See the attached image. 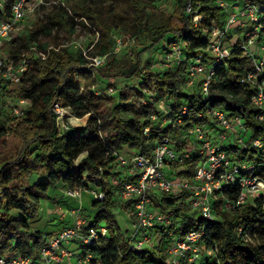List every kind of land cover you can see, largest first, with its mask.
Returning a JSON list of instances; mask_svg holds the SVG:
<instances>
[{"label": "trees", "instance_id": "trees-1", "mask_svg": "<svg viewBox=\"0 0 264 264\" xmlns=\"http://www.w3.org/2000/svg\"><path fill=\"white\" fill-rule=\"evenodd\" d=\"M219 1L176 0L173 13L163 15L158 24L149 28V49L162 54L163 44L173 40L179 43L182 54L189 61L198 56L205 59L209 31L216 26L223 29L229 16ZM224 1L231 5L229 1L232 0ZM129 2L134 11L131 33L136 34L145 29V25L140 23L144 5L139 0ZM255 2L264 5L261 0H243L244 7ZM188 5L190 11L186 12ZM42 12L43 17L32 28L26 29L22 36L6 44L14 64L22 58L24 53L21 51H29L32 46L47 53V56L41 59L29 51L30 55L24 57L27 70L14 95L16 100L28 99L30 105L21 118L3 116L0 119V255L10 253L37 257L39 249L54 233L43 235L38 231L31 232L29 220L37 215L39 203L47 198L48 189L62 184L67 191L95 189L103 194V200L94 199V215L87 222V228L99 227L104 222L108 229V235L100 237L90 247L102 264H172L166 248L171 242L168 234L170 230L180 236L189 231L202 232L199 240L201 251L209 254V249L215 247L209 254L213 261L206 264H264V193L226 211L223 209L225 202H234L239 190H223L212 202V220L204 218L197 209L188 206L183 194H155L152 202L156 209L168 213L170 217L185 215L186 221L179 227H161V242L154 249L136 250L125 242V234L116 224L111 211L115 201H119L118 192L122 183L130 178L128 174L116 170L117 150L122 146H128L135 154L151 155L156 141L168 135L173 147L181 151L189 140L184 137L185 127L190 125L188 122L198 113L214 109H223L230 117H240L249 138L264 140V111L252 104L254 91L239 82L254 67V59L241 48L245 38L239 37L233 45L228 46L230 54L215 67L208 93L204 96L200 92L201 81L195 82L191 87L193 91L187 92L188 72L184 66L166 68L164 71L149 67L145 69L141 55L146 49L138 52L135 60H131L128 54L116 55L111 28L101 22L96 8L72 0L69 7L55 4L43 8ZM173 17L177 20L175 23L171 21ZM80 18L91 20L98 32V39L92 46L94 55H106L103 67L94 69L101 84L98 88L90 74L81 79L87 72V60L82 50H69L65 47L60 52L54 48L49 49V44L41 42V38H50L58 46L59 32L64 30L69 35L74 34V28L79 23L76 19ZM251 25L250 31L256 30L257 33L256 42L261 41L264 45V16ZM228 31L224 42L237 35L231 29ZM20 37L22 48H16L15 44ZM129 78H137V86L127 85L125 81ZM109 79L113 82L109 83ZM121 79L124 82H120ZM103 85L115 88V95L112 96L115 104L111 108L114 112L112 121L107 120L103 111L108 101L102 94L105 93L103 89L107 90ZM128 86L137 102L146 97L145 90H150L157 101L164 100L171 107L173 114L178 113L183 104L187 105L184 125L174 132L168 124L152 122V134L143 136L142 128L149 123L146 119L151 115L152 103L139 109L136 104L137 110L132 102L128 105L126 100L129 96L124 92ZM96 91L99 95L95 94ZM54 103L68 109L76 119L85 121L87 118L85 125L68 126L60 130L52 111ZM129 110L136 114H125ZM260 115L261 119L258 118ZM33 146L39 147L40 151L37 152ZM237 154L242 160L254 161L252 175L264 181V152L249 149ZM199 160L200 156L195 152L184 160L178 158L175 165L184 174L191 176ZM32 175H39L41 179L30 183ZM123 207L127 210L129 204L125 203ZM12 211L21 216L18 214L17 218H11L9 214ZM200 261L199 257L195 264ZM178 264L187 262L181 260Z\"/></svg>", "mask_w": 264, "mask_h": 264}, {"label": "built area", "instance_id": "built-area-1", "mask_svg": "<svg viewBox=\"0 0 264 264\" xmlns=\"http://www.w3.org/2000/svg\"><path fill=\"white\" fill-rule=\"evenodd\" d=\"M264 1V0H261ZM258 2L246 5L242 10L229 14L225 27H213L209 31L207 56H201L189 61L182 54L180 45L176 41L164 43L163 59L158 63L165 68L184 66L188 72L186 87L195 85L196 79L201 77L200 92L207 95L210 82L215 73V67L230 54V49L224 46V37L228 30L236 33L235 26L238 17H249L250 23H257L261 16H264V5ZM48 0H0V100L1 94L6 85H19L27 70L26 54L17 64L7 54L6 44L10 42L20 30L22 22L36 16L40 10L46 8ZM219 5L225 9L231 7L224 0L219 1ZM190 11V5L186 12ZM77 21H84L87 27L92 30L95 38H98L96 28L90 25L86 19L80 18ZM201 20V17L198 21ZM239 20V22H240ZM257 39L256 30L248 32L242 42L243 52L254 59V67L241 77L239 82L248 86L254 91L251 102L254 106L264 111V45H261V55L259 59L250 52ZM97 39H95L96 41ZM257 43V42H256ZM173 48V50H172ZM52 49V47H49ZM167 49V50H166ZM56 50V49H55ZM37 57L45 59L47 53L39 51L36 46L29 50ZM114 53H116L114 51ZM85 56V51H83ZM106 60V55L91 58V67H101ZM205 60V61H204ZM257 61V62H256ZM154 67V66H153ZM124 89H129L124 88ZM115 89L109 86L108 91ZM95 94L99 93L96 91ZM146 97H142L137 104V108L156 105V114H151L148 125L142 128V134L148 137L152 134L153 123L160 122L162 125H170L171 130L177 131L184 125L183 119L187 116V105L183 104L178 113L173 114L172 109L164 100H156L153 92L144 91ZM154 101V102H152ZM30 105L28 99L19 98L14 100L11 106L14 117L21 118L25 115L27 107ZM164 107V108H162ZM152 109V108H151ZM52 111L55 114L56 125L62 130L67 126H61L59 119L68 109L54 103ZM259 119L262 118L260 115ZM186 126V136L189 140L181 151H177L170 141L168 135H163L156 141V146L151 151V155L134 154L129 158L118 156L117 165L124 168L129 179L122 183L118 192V199L121 203L129 204L127 209L128 216L135 218L133 224L134 231L128 236L125 235V242L132 245L136 250L144 249L150 243L151 238L147 236L150 229L162 227L169 229L171 226L168 213L160 212L152 202L155 194L184 195L185 203L193 209H197L201 216L208 220L214 218L212 202L217 194L223 190H239V194L234 202L227 200L223 206L226 211H231L234 206L243 205L248 199L257 194L264 193V181L252 175L255 168L250 161H245L237 157V153L243 150L253 149L256 152H264V140L248 137V131L240 117H230L223 109H214L206 113H198L196 117L188 122ZM228 135L234 136L230 139V146L225 147L224 143ZM197 152L200 156L199 163L193 175L188 176L182 169L176 166L177 159L189 158L192 153ZM81 191H67V195L77 200L78 205L71 208L74 218V225L66 227L47 238L45 244L39 249L35 258L15 256L10 253L0 255V264H102L97 256L91 251L90 247L100 237L108 235L106 226L88 227V216L83 214L82 203L80 200ZM94 198L103 200L101 192H94ZM146 230V232H144ZM171 242L167 246V253L172 264H178L185 258L187 264H195L199 258V240L202 236L200 231H189L185 235H176L172 230L168 231ZM149 235V234H148ZM215 250L209 249L211 254Z\"/></svg>", "mask_w": 264, "mask_h": 264}, {"label": "rangeland", "instance_id": "rangeland-1", "mask_svg": "<svg viewBox=\"0 0 264 264\" xmlns=\"http://www.w3.org/2000/svg\"><path fill=\"white\" fill-rule=\"evenodd\" d=\"M78 2H81L87 6H90L92 8H96L97 12L99 13L101 17V22L105 26H109L111 28V36L114 39V42L116 43L114 46V51L117 53L116 55H124L128 54L129 58L131 60H135L136 54L140 52L141 50L146 51L142 53L141 57L143 58V66L144 68H154L157 71H164L166 68L162 65H159L158 63L163 59L160 55V51L156 52V50L149 49V46L151 45V31L149 28H151L153 25L158 24L162 18L163 15H171L176 7V0H139L143 5L144 9L141 13V20L140 23L145 25V29L143 31L133 34L131 33V26L133 23V9L132 6L129 4V0H77ZM227 1V0H226ZM49 4L46 8H49L55 4H61L64 6H70L72 3V0H48ZM232 2V3H230ZM229 4H231V7L227 8V12L229 14H234L237 10H242L244 8L243 0H232L229 1ZM47 9H45L46 11ZM43 17L42 10L39 11V13L36 16H33L29 19H27L25 22H22L20 26V30L15 36L17 38L18 36H22L26 29L32 28V26L37 22L39 18ZM241 17H238L237 22L235 24L237 28V35H233L229 40L225 41L223 44L225 47L229 45H233L236 42L237 38H245L248 32H251V21L249 17H243V20H240ZM87 20V19H86ZM240 20V22H239ZM173 23H175L177 20L175 17L171 20ZM87 22L92 25L91 20H87ZM93 26V25H92ZM94 27V26H93ZM95 28V27H94ZM59 36V45L57 46L55 43V40L50 38H41V42L49 44L50 47L56 49L57 51L65 50V47L69 50H75L80 49L85 51V59L87 60L86 63V74H83L81 76V79L85 77V75L90 74L91 80L95 82L96 88L100 87L101 84L99 83L97 76L95 74V67H91V58L95 57L97 55H94L92 46L96 43L95 36L93 35L92 31L87 27V25L84 23V21H80L74 28V34L69 35L64 30H61L58 34ZM18 42L15 44L16 48H22V42L21 37L18 38ZM174 42L171 40L170 43ZM177 44H179L177 42ZM165 44H163L164 46ZM261 41L256 43L249 48L250 52L254 53V55L259 57L262 53L261 51ZM14 48V49H16ZM167 50V49H166ZM173 50V48H172ZM155 52V53H154ZM21 53L30 55V52L28 49H24L21 51ZM9 55V52H7ZM117 56V57H118ZM264 56V55H262ZM149 59V63H148ZM154 66V67H153ZM103 67V66H102ZM143 68V69H144ZM143 71V70H142ZM145 71V70H144ZM143 71V72H144ZM148 71V70H146ZM145 71V72H146ZM80 79V81H81ZM201 80V77H198L196 81ZM110 81V82H109ZM109 83H112L113 80L109 79ZM120 82H124V79H121ZM127 85L129 86H137V78H129L127 81H125ZM98 86V87H97ZM105 85H103L104 87ZM107 90L103 89L105 93L103 94V97L107 98V104L104 106L103 111L106 114V118H108V121H112L114 112L111 111V108L115 105L112 96L115 95V91L112 90L111 92L108 91L109 86H105ZM128 88V87H127ZM191 88V87H190ZM19 86L18 85H6L5 90L1 94V100H0V119H2L3 116H8L13 118L14 115L11 110V106L14 105V99H16V96L14 95L16 91H18ZM115 89V88H114ZM125 93L128 94L129 98L126 100V103L129 105L131 102L134 105V108L136 109L137 100L133 97V91L130 89H124ZM190 91H193V89L187 90L188 93ZM149 91V90H146ZM152 92V91H150ZM154 102V101H152ZM157 105V104H156ZM156 105L152 106L151 114H156ZM156 106V107H155ZM164 108V107H162ZM137 110V109H136ZM120 111V110H119ZM132 114H136L135 111H131ZM130 110L128 112H125V114H131ZM63 116L60 117L59 123L63 127L69 125V126H83L86 123L85 121H81L80 119H76L74 116L67 115L66 112L62 113ZM234 136H229L227 140L224 143L225 147H228L230 144V139H233ZM33 148L39 152L40 148L37 146H33ZM119 152V155L123 156L124 158H129L130 156H133L135 152L129 148L128 146H122L117 150ZM84 156V155H83ZM254 161H251L253 164ZM116 170H120L124 174L126 171H124L119 165L116 167ZM31 178V177H30ZM29 178V182H31ZM63 185L58 184L55 187H50L47 192V198L42 199L39 203L38 212L37 215L30 218V231L31 232H40L43 235H49L52 233H56L58 231H61L62 226L68 224V227L74 225L73 217L71 218L68 210L66 207V204H68L70 207H76L78 205L77 200L71 198L67 195V192H64ZM96 192L95 189L93 190H84L81 191V205L83 208V214L88 216L89 219L93 217L94 215V209L92 207V203L94 202V195L93 193ZM59 204L62 208V210L58 209L56 205ZM124 204L120 201L116 202L114 204V207L111 208V211L115 217V222L119 226L120 230L125 235H130L134 229L133 224L136 222L135 218L129 217L127 210H125V207H123ZM71 208L69 209V211ZM196 212V211H195ZM20 213L12 211L9 216L11 218H17ZM65 214L64 221H61L62 215ZM21 216V215H20ZM72 216V215H71ZM186 217L185 215H179V216H172L170 218L171 225H174L176 227L181 226L183 223H185ZM70 224V225H69ZM100 226H105L104 222H101L99 224ZM161 228L156 227L154 229H150L148 232L144 230V232L147 233V236L151 238L150 243L147 244L145 248L154 249L157 247V245L161 242L160 236H161ZM149 234V235H148ZM162 248V247H160ZM167 248V247H166ZM202 248H199L198 255L200 257L199 264H206L205 262H212V258H210V255L201 251ZM185 258L182 259L184 261Z\"/></svg>", "mask_w": 264, "mask_h": 264}, {"label": "crops", "instance_id": "crops-1", "mask_svg": "<svg viewBox=\"0 0 264 264\" xmlns=\"http://www.w3.org/2000/svg\"><path fill=\"white\" fill-rule=\"evenodd\" d=\"M38 179H41V176H39V175H32L31 178H30V180H31L32 183H33V182H36ZM57 185H58V184H57ZM57 185H56V186H57ZM60 185H62V184H60ZM54 187H55V186H54ZM63 189H64V192H67V188H65V186L63 187ZM56 207H57L58 209L62 210V208H61V206H60L59 204H57ZM66 207L68 208V209H66V211L68 210V213H69L70 217L72 218V217H73V216H71V215H72V211H71V210L69 211V209H70V208H73V207H70L68 204H66ZM62 216H63V217L61 218V219H62L61 221H64L65 214H63ZM72 219H73V221H74V218H72ZM73 223H74V222H73ZM69 225H70V224H69ZM66 227H68V224L62 226L61 230L64 229V228H66ZM69 227H70V226H69Z\"/></svg>", "mask_w": 264, "mask_h": 264}]
</instances>
